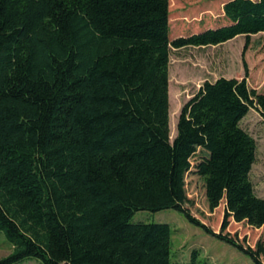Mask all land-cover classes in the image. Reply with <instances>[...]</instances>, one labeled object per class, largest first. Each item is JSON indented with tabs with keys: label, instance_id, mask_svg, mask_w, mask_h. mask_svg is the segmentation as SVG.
<instances>
[{
	"label": "trees",
	"instance_id": "16d2710c",
	"mask_svg": "<svg viewBox=\"0 0 264 264\" xmlns=\"http://www.w3.org/2000/svg\"><path fill=\"white\" fill-rule=\"evenodd\" d=\"M169 0H0V264H209L171 260V228L133 221L173 209L264 264V244L223 233L229 220L264 226L250 171L256 143L240 122L264 109L246 77L205 81L170 138V48H244L264 33V0H229L228 23L169 38ZM246 72V66L244 67ZM246 75V73H245ZM259 105V106H258ZM264 115V111L261 110ZM218 232L188 205L190 158Z\"/></svg>",
	"mask_w": 264,
	"mask_h": 264
},
{
	"label": "rangeland",
	"instance_id": "374dc122",
	"mask_svg": "<svg viewBox=\"0 0 264 264\" xmlns=\"http://www.w3.org/2000/svg\"><path fill=\"white\" fill-rule=\"evenodd\" d=\"M227 1L229 0H169L170 40L228 23L222 10ZM244 44L245 37L238 35L218 45L170 48L168 100L171 139L176 134V122L181 106L205 81L212 82L219 77L247 76L249 88L256 96H264V33L251 35L246 48ZM261 110L264 111L262 106L250 109L240 125L255 140L256 159L250 171V179L255 193L264 197V115ZM200 158V154L196 152L184 172L187 205L195 217L218 232L223 220V201L215 211L208 210L202 193V179L195 172V164ZM133 221L166 223L170 226L172 261L176 259V254L180 259L188 258L191 250L195 249L199 253V260L209 264H253L247 255L205 233L173 209L158 212L139 211L133 216ZM223 233L251 248H255L258 241L264 244V226L254 228L244 222L230 219ZM10 250V244L0 232V257L7 255ZM261 260L264 262V255ZM19 264L41 263L36 259H28Z\"/></svg>",
	"mask_w": 264,
	"mask_h": 264
}]
</instances>
